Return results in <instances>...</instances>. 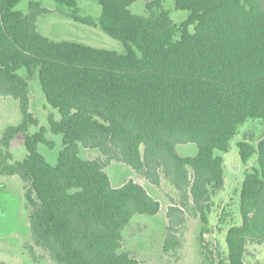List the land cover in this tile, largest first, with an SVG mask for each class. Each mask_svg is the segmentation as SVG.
<instances>
[{
  "label": "trees",
  "instance_id": "trees-1",
  "mask_svg": "<svg viewBox=\"0 0 264 264\" xmlns=\"http://www.w3.org/2000/svg\"><path fill=\"white\" fill-rule=\"evenodd\" d=\"M20 1L0 0V96L15 99L21 113L0 134V175L24 184L29 256L41 260L36 247L57 264H141L124 248L123 230L136 214H157L160 202L133 179L113 186L105 170L112 161L151 184L165 178L174 186L162 251L178 255L176 225L185 213L202 229L209 223L224 185L219 152L246 120L264 122V0H173L188 11L180 23L162 0H145L142 14L131 11L135 0H96L97 20L79 14L78 0H55L73 20L121 41L123 53L44 36L36 21L49 10L29 1L24 12L15 8ZM34 75L59 113L48 116L63 142L54 164L38 150L52 145L46 130L29 133L38 126L30 111ZM19 133L27 154L13 160L9 147ZM185 143L197 152L180 155L176 147ZM237 146L243 163L256 154L257 165L241 182V222L226 230V255L213 253L211 264H246L247 247L264 241V138ZM81 148L99 155L84 159Z\"/></svg>",
  "mask_w": 264,
  "mask_h": 264
},
{
  "label": "rangeland",
  "instance_id": "rangeland-1",
  "mask_svg": "<svg viewBox=\"0 0 264 264\" xmlns=\"http://www.w3.org/2000/svg\"><path fill=\"white\" fill-rule=\"evenodd\" d=\"M29 1H37L49 10L39 15L36 21L38 31L44 36L56 41H79L119 53L125 51L121 41L111 37L98 26L73 20L66 14L70 9L56 3L55 0H21L15 8L26 12ZM162 4L174 22L180 23L187 18L188 11L176 9L173 0H162ZM77 6L82 16L88 15L97 20L101 14V5L96 0H78ZM130 9L133 13H144L145 0H135ZM193 30L194 26H190L189 31ZM29 88L30 111L38 120V126L31 125L29 133L37 131L39 127L46 130L45 136L52 145L40 143L38 150L48 162L54 164L63 148V142L61 134H53L50 131L48 116L52 114L58 119L59 113L46 103L37 75L29 80ZM20 121L21 113L17 101L11 97L0 96V134L6 126L16 125ZM244 138L253 145L264 138V122L259 119L246 120L239 125L237 133L230 140L228 151L219 152L224 158V185L212 198L209 223L206 229H202V223L197 216L185 213V220L176 225V235L181 244L178 255H168L162 251L168 224L166 210L174 200H178L174 186L165 178H161L159 185L151 184L142 176L135 174L133 169L122 161L110 162L105 170L113 186L133 179L142 184L160 202L157 214H136L131 218L123 230L124 248L136 255L141 264H204V262L211 264L209 258H213L217 252L226 255L224 241L226 230L231 225L241 222L239 212L241 182L245 172L257 165L256 154H253L246 163L240 159L237 144ZM9 149L13 160L23 159L27 154L24 136L17 134L12 139ZM176 150L183 156L194 155L197 146L195 143L179 144ZM79 155L84 159H92L98 156L99 152L97 149L81 148ZM24 191V184L17 175H0V264H57L36 247V255L41 260L35 262L25 248L31 237ZM244 261L246 264H264V241L259 245L250 244Z\"/></svg>",
  "mask_w": 264,
  "mask_h": 264
},
{
  "label": "crops",
  "instance_id": "crops-1",
  "mask_svg": "<svg viewBox=\"0 0 264 264\" xmlns=\"http://www.w3.org/2000/svg\"><path fill=\"white\" fill-rule=\"evenodd\" d=\"M77 42H79V41H77ZM80 43H83V42H80ZM83 44H85V43H83ZM94 47V46H93Z\"/></svg>",
  "mask_w": 264,
  "mask_h": 264
}]
</instances>
